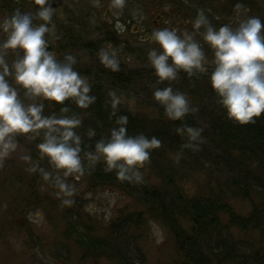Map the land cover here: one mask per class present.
Instances as JSON below:
<instances>
[{
	"label": "trees",
	"instance_id": "obj_1",
	"mask_svg": "<svg viewBox=\"0 0 264 264\" xmlns=\"http://www.w3.org/2000/svg\"><path fill=\"white\" fill-rule=\"evenodd\" d=\"M75 24V29L70 27L66 30L64 41H61L58 50L56 49L59 53L58 60L62 61L66 54L76 58L73 67L88 80L92 87L90 95L96 97L95 102L88 109H80L68 100L61 105L36 98V103L44 104L43 115H68L81 119V126L75 131L82 140L80 156L84 174L78 178L84 180L91 191L109 186L140 198L151 217L161 220L170 229L175 248L182 256L175 264H264V251L257 250L239 256L237 249L232 244L228 245L227 238L220 236L224 227L225 232L234 227L244 230L249 223L257 227L253 222L255 212L247 218L240 217L233 214L231 207L219 199L187 196L173 184V177L178 173L172 166L171 158L165 156L163 151L164 147H167L170 153L184 152L197 145L200 137L210 139V148H206L205 157H211V164L218 167L221 165L230 175L229 183L226 184L228 188L235 189L236 193H241L245 198L249 197L250 190L264 192V113L260 117H254L253 122L245 124L230 119L227 110L220 103L221 98L211 86V71L200 72L194 69L189 75L180 70L175 80L162 83L157 82L155 70L128 69L122 62L119 71L113 72L100 63L98 53L100 49L108 48L107 45L103 46L105 42L113 44L119 36L101 29L95 39L89 38L84 19L75 20ZM85 57L89 59L86 60ZM168 86L174 91L185 93L186 97L190 96L188 101L191 107L209 108L208 119L204 125L199 120L206 114L202 115L200 111H190L183 119L176 121L166 117L163 106L154 99L153 92L157 88ZM110 93H115L120 101L115 115H112ZM129 96L144 99L148 101L147 104L153 103L154 114L147 117L144 113L124 106L121 101ZM62 107H68L69 112L62 113ZM122 115L128 118L127 135L143 134L147 138L156 137L161 141V146L152 149L150 159L144 163L152 176L157 178V182H151L148 178L140 183L121 181L117 179L116 170H105L106 164L102 158L94 165L87 159L86 153L94 152L95 144L101 138L109 137L115 120ZM187 127L200 130L196 140H190L186 131H178ZM89 130H94L96 135L89 137ZM43 131L41 130L39 135L30 133L34 137L31 158L35 161L36 176L40 175V160L50 162L47 156H41L37 148L43 141ZM75 176L77 177V174ZM33 188L37 189L34 186ZM23 200L32 203L28 202V198ZM75 203L78 202L72 198L74 208L69 210L71 215H67L64 237H70L79 250L81 264L85 259L91 260L92 264L93 261L94 264H101L100 260L131 264L125 247L131 240L130 230L143 223L144 213L120 212L117 219L110 223L108 232L102 235L93 220L84 218L81 205ZM224 216L228 217L227 226L222 224ZM20 226L29 240L27 245L30 246V241L31 247L41 245L40 237L34 234L29 225ZM212 238L214 245L210 242ZM56 248L64 254L70 251L65 241L57 243Z\"/></svg>",
	"mask_w": 264,
	"mask_h": 264
},
{
	"label": "rangeland",
	"instance_id": "obj_2",
	"mask_svg": "<svg viewBox=\"0 0 264 264\" xmlns=\"http://www.w3.org/2000/svg\"><path fill=\"white\" fill-rule=\"evenodd\" d=\"M73 2L75 16L82 17L87 24L89 38L95 39L100 31L96 28L106 27V23L113 20L115 16L126 19L125 28L123 27L115 43L105 42L103 46L107 45L115 49L119 62H122L126 68L134 70H154L148 60V52L152 49L159 51L160 46L149 37L157 29L169 28L176 29L178 34L188 32L193 35L205 53L206 70L203 72H213L214 51L202 39L204 28L202 27L199 32L193 28V22L200 11H203L210 24L217 29L225 24L235 29L240 21L249 17H258L264 23V0H245V3L244 0H235L234 3L231 0H126L123 9L111 7V0H73ZM164 5L166 6L162 7ZM237 5H240L239 9ZM65 7L59 2L53 13L56 15L62 13ZM233 7L236 10L230 9ZM107 8H110V11L108 15H105ZM160 9L168 10L170 14L161 23L156 20L159 23L156 25L154 17ZM139 25L146 26L147 35L136 34L133 27ZM3 39L5 37L0 36V43ZM0 53L4 54L9 66H11L10 61L13 62L22 55L21 50L12 49H0ZM8 80L17 89L23 103H36V98L33 100L26 97L25 90L17 85L11 76ZM187 98L191 99L190 96ZM135 99L129 96L121 103L132 110L148 115L147 117L154 114L153 103L147 104L148 101L144 99ZM189 108L196 109L191 105ZM197 108L196 111L191 112L200 111L202 115L206 114L203 118L201 117V120L198 119L204 125L205 120L208 119L209 108ZM15 139L17 149L0 161V264H81L79 250L70 237H66L67 239L64 237L67 215H71L72 212L69 210H72L74 205H66L63 201L72 200V198L78 202L75 205H81L84 218L93 220L102 235L108 232L110 223L117 219L120 212L144 213L143 223L130 230L131 240L125 247L131 264H175L182 258L175 248L170 229L161 220L151 217L144 202L136 195L126 194L109 186L91 191L84 180L77 178L75 174L65 177L64 170L56 169L51 162L47 163L45 160H40V175L36 176L35 171H30L34 168L35 161L32 158L24 159L25 156L31 157L34 149L33 135L17 134ZM210 142V139L200 137L197 145L187 151L176 153H170L167 147H164V155L171 158L172 166L178 173L173 177V184L189 197L219 199L227 203L233 214L237 216L247 218L254 211L253 222L257 227L249 223L244 230L234 227L229 228V232H225L224 227L220 236L227 238L228 245L232 244L239 256L248 255L257 250L264 251V192L250 190L249 197L245 198L241 193H236L235 189L228 188L226 184L229 183L230 175L221 165L218 167L211 164V157H205L206 148L208 146L210 148ZM139 171L143 177L142 180L148 178L151 182L158 181L145 164ZM45 172L51 174L50 180L46 181L43 178ZM56 177L74 189L71 197L60 193L55 187ZM33 186L37 189L35 190ZM25 198L32 203L24 201ZM227 220L228 217L224 216L222 224L227 226ZM20 225L25 227L29 225L34 234L40 237L41 245L31 247V241L30 246L27 245L29 240ZM61 241L69 245L70 251L67 254L56 248L57 243ZM210 242L215 244L213 238ZM100 263L116 264L114 261L105 260H100ZM82 264H92V261L85 259Z\"/></svg>",
	"mask_w": 264,
	"mask_h": 264
},
{
	"label": "clouds",
	"instance_id": "obj_3",
	"mask_svg": "<svg viewBox=\"0 0 264 264\" xmlns=\"http://www.w3.org/2000/svg\"><path fill=\"white\" fill-rule=\"evenodd\" d=\"M48 3L49 0H35L39 6L35 18L44 21L38 26L33 25L32 14L19 10L0 22V30L6 34L0 49L22 51L11 66L0 53V161L17 149V134L39 135L44 130L43 141L37 145L41 156H47L56 169L64 170L65 177L77 174L78 178L84 174L80 156L82 140L75 131L81 126V119L68 115H43L44 104L23 103L17 89L8 80L11 76L25 90V96L33 100L42 98L61 105L68 100L80 109H88L95 102L96 97L90 95L92 87L88 80L73 67L76 58L66 54L60 61L48 50L45 34L50 31L53 19V8L45 6ZM125 3L126 0H111V7L123 9ZM236 7L239 9L240 5ZM202 27V39L214 51L215 69L210 82L221 98L220 103L230 119L241 124L253 122L254 117L264 113V23L258 17H249L240 21L235 29L227 24L217 29L200 11L193 28L199 32ZM116 28L123 31L119 23ZM149 39L160 46L159 51L152 49L148 52L158 83L175 80L180 70L189 75L194 69L206 70L205 53L188 32L178 34L176 29L162 28L153 31ZM98 58L105 68L119 71L117 52L111 46L100 49ZM109 95L112 97V115H115L120 101L115 93ZM153 97L163 106L166 117L173 121L197 110L190 109L186 95L174 91L171 86L157 88ZM61 112L67 113L69 108L62 107ZM114 123L109 137L101 138L95 144L94 152L86 153L87 159L94 165L102 158L105 170H116L117 179L140 183L143 177L139 169L150 159V151L161 146V141L143 134L127 135V116H119ZM178 131H186L190 140H196L200 135V130L192 127ZM95 135L94 130L88 131L89 137ZM24 159L30 160L31 157L25 156ZM43 178L47 181L52 177L45 172ZM55 187L67 197L73 195L74 189L59 177H56ZM63 203L70 205L72 200L65 199Z\"/></svg>",
	"mask_w": 264,
	"mask_h": 264
},
{
	"label": "flooded vegetation",
	"instance_id": "obj_4",
	"mask_svg": "<svg viewBox=\"0 0 264 264\" xmlns=\"http://www.w3.org/2000/svg\"><path fill=\"white\" fill-rule=\"evenodd\" d=\"M65 1V2H62ZM233 3L235 0H231ZM62 3L64 4L65 9H63L62 13H58L57 15L53 13V19L51 24L49 25L50 31L45 34V39L48 41V50L52 52L57 59H59V53L56 51L58 50V47L61 43V41H64L65 38V32L68 28L72 27L75 29L76 24L75 20L77 21L78 19H83L82 17H76L75 16V8H74V2L73 0H49V3L46 4L45 6H50L54 9L57 8L58 4ZM245 3V0H244ZM166 5L162 6L165 7ZM233 10H236L235 7L230 8ZM16 10H19L23 13H30L34 14L37 10H39V6L35 4V0H0V22L6 17H10ZM110 11V8L106 9V14L108 15ZM60 14V15H59ZM81 14V13H80ZM170 12L165 9H160L157 11V14H155V21L154 24H159L161 23L164 19H167L169 17ZM33 25L38 26L41 23H44V21L35 18L33 15ZM76 17V18H75ZM124 17L122 16H115L113 20H111L109 23H106L107 26L103 27L102 30H109L111 33L120 36L122 33L121 31H118L116 28V24L119 23L123 25L125 28V21ZM159 23H157L158 21ZM54 25V27H53ZM128 29H130V25L127 26ZM100 27H97L96 29H99ZM133 29L136 31V34L142 36V35H147L148 30L145 25H139L133 27ZM101 31V28H100ZM134 31V32H135ZM0 36L5 37L6 39V34L3 33L2 30H0ZM3 39V40H5ZM19 50V49H17ZM10 64H12V61H10Z\"/></svg>",
	"mask_w": 264,
	"mask_h": 264
}]
</instances>
